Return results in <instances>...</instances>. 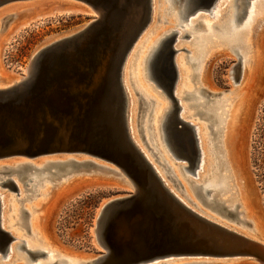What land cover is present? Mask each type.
I'll use <instances>...</instances> for the list:
<instances>
[{"label":"rangeland","instance_id":"374dc122","mask_svg":"<svg viewBox=\"0 0 264 264\" xmlns=\"http://www.w3.org/2000/svg\"><path fill=\"white\" fill-rule=\"evenodd\" d=\"M27 1L32 2L35 5L44 6L47 4L48 0H18L7 2L5 4L2 3L3 5H0V77H13L21 79L25 73L24 70L27 68L31 56L37 49L58 37L78 30L81 26L91 22L92 17L94 16V13L85 14L79 12L71 13L60 11L49 12L48 14L43 15L40 23L38 22L35 25L20 31L19 33H14L16 23L11 19H13L14 14L18 15L21 12L32 9L29 7L33 5L32 3L20 5V3H26ZM255 1H257V5H254L252 14L253 18L249 26L251 36L249 39L251 40L248 39L249 35H245V39L249 40L248 42L251 43V45L257 46L259 57L255 63V68L251 76L242 87L243 92L245 93L254 87L253 93L246 102V115L239 124L230 128L226 137V147L228 146L226 151L228 149L229 153V156H227V162L231 172L229 169L228 173L226 168L220 164V161H217V156H214L216 153L219 156L223 153V129H221V133L215 137L211 133H208L210 132L213 124L209 129L205 128L204 126L208 125L207 122H210L204 120V116L199 117L198 115L194 116V114H192L194 112L192 111L193 108L188 105L194 103V101L192 99V101L190 99H183V94H185L186 91L192 92L195 87H198V90H201L200 94L198 93L199 97L202 96L203 98H201L203 101H209V103H207L208 105L203 107L205 109L202 110H206V108L207 110H213L215 108L214 106L219 105L218 103H220L219 109L221 113L224 110H228L229 104L231 103L230 99L232 98V96L228 94V91L230 93L231 91L237 89L238 78L240 75V64L234 54H232V51H230V48L218 37L217 31L229 14L230 7L233 3L232 0H217L208 11L212 12L211 14L213 17L209 16L208 13L197 12V14L189 17V22L188 20H186L187 22L182 20L181 24L183 25L180 26L176 24V15L178 14L177 12L179 11V7L171 9L169 5H167L168 3L166 0H153L154 3L151 0L152 8L150 21L147 25L148 27L146 26L144 29L147 31L143 30L139 36L141 38H137L136 42L128 52V58L126 57L127 63L123 65L124 72L122 67L121 75L124 76V86L122 85V88L128 98L126 125L129 138L130 140L133 139L136 144L135 146L138 147L137 149L140 148L139 151L147 156L152 167H155L154 169L157 170L158 174H160V177L167 184V186H170L169 188L172 192L182 199L183 202L188 204V206L193 208L192 204H190L188 199L184 196V192L182 191L180 185L169 182L165 177L163 168H165L166 165H169L177 171L179 176L178 179L181 181L182 187L184 189L186 188L184 191L187 192L191 201H195L194 203L198 204V207L203 210V212H205L207 208L200 205L196 201L195 196L191 192V187H193V185L195 186V184H203L206 181L211 184L223 183L226 187L223 191L217 192L216 187H213L210 189L209 193H207L206 197L213 196L214 201H225L222 206L225 207V209L223 208V212H226L229 211L227 208L228 203H230L231 198L235 196L236 203L238 200L240 205V207L238 209L236 208L235 211L237 212L238 210L241 212L245 219L248 220L249 224L255 225V227L260 228V230L264 233V0H250L249 3ZM169 8L170 10H168ZM246 10H248V7H246ZM244 18L245 15L241 21L236 23L235 27L237 26V29L241 28ZM189 26L192 28L194 27L192 29L194 32L189 34L188 38L183 39L180 36L183 35L182 33H184L185 30H188ZM210 26L211 31L208 28ZM176 29H178L177 32L181 34H179L180 36H175V41L173 43V48L177 51L173 57V62L176 64L175 69L178 78H176L177 81H175L173 88V94H175V99L177 101V105L179 106V110L176 112V115L178 117L181 108V111L183 112L180 114L181 120L192 125L194 132L197 134L198 144L203 152L202 167L200 170L198 168L194 170L195 173H198V179L193 177L190 173H186L184 176L186 178H183L182 175L179 174L178 166H185L186 163L184 161L180 162L181 159L179 160L171 157L170 153L164 148H162V158L164 155L165 156L163 159L160 158L161 161L158 158L156 159L155 157H152L151 154L149 155V151L146 147H144L143 140H141L142 134L145 133L141 132V128L143 129L147 123H144V112L138 111L137 109L134 88L139 87L141 90H145L148 97H152L157 106L159 104L167 106L169 101L164 97L161 90L158 87H155L152 81H149L144 77L142 73L143 66H140V63L155 41L161 38L164 34L176 31ZM196 36L200 37L199 40L192 39ZM210 41L214 43L209 44L207 46V50L203 51V45H207ZM240 53L245 59V49H241ZM248 56L250 55H247V57ZM188 57L192 60L200 58V62L191 67L186 64V59ZM203 68V85L207 87V89L199 88L198 84V75ZM230 70L233 71L231 72ZM194 74L195 77L192 78L191 82L190 77ZM230 74L232 76V81L229 79L230 77H228ZM131 83L133 85H131ZM0 87L2 86L0 85ZM188 100L191 103L188 104ZM209 105L214 106L212 108V106ZM223 117L226 118V115ZM154 122L155 121H153V123ZM148 123L149 126L153 124L151 120H149ZM212 128H214V126ZM154 129L155 128L152 130ZM159 152L161 151L159 150ZM84 157L85 156L76 154L59 153L38 157L32 160H27L22 157L0 160V184L8 179L13 182L15 186V190H9L6 186H0V219L2 218L1 222L4 228L3 230L12 238L7 246V253L5 254L6 257L4 258L5 261L8 260L6 262L7 264H13L10 261L16 262V264H24V262L28 259L27 257H29V255L26 254L24 250L18 249V245H21L22 243L23 246L25 245L24 248L32 253H45L44 256L35 255L30 264H45L48 260V253L52 254L53 260L66 259L65 256H60L57 252H51L48 248L43 246V244L39 242V236H33L29 226V218H31L30 216L34 209L38 210L39 224L41 225V231L44 237L46 235L50 236V239L57 245L58 249L63 254L74 255L78 258H85L90 255L98 256V254L102 252L97 245H94L95 243L91 235L95 212L97 211L99 205L105 200L128 193L129 189L126 185H124L123 181H119L118 175L100 170L101 168L97 169L96 166L94 167L82 162L81 165L77 166L78 168L76 170L75 168L72 170V163L74 161L78 163L88 160L92 161L94 164L107 166L113 169V167L108 164ZM53 162L56 164L53 165ZM19 163H22L21 167L23 165L25 166L23 167L25 169H21V171L25 172H22L25 177L21 180L17 177V171L20 170H17L20 166ZM58 163H62L63 166L61 164L60 167H58ZM15 164H18V167ZM46 164L50 166L48 167ZM51 165L56 166L57 169ZM172 165L175 166L173 167ZM27 166L28 169L26 168ZM42 166L47 167L49 170H46L45 167L43 168ZM2 167L5 168L2 169ZM54 168L57 172L54 171ZM41 169L42 172H40ZM25 170L29 174L26 173ZM31 170H33V172ZM35 171L37 172L34 173ZM15 172H17V174ZM53 172L54 174L52 175ZM50 173L51 175H49ZM231 173L240 183V187L245 190V192H243L244 197L241 195L240 189L239 193L237 191V196L236 194H233L235 189ZM119 177L122 178V176ZM27 179H31L32 181L27 182V186L25 187L23 186V183L26 182ZM188 182L190 185L187 184ZM250 188L253 189L254 196L249 192ZM225 194L227 196H225ZM207 211L209 212V210H206L207 214L212 213H208ZM19 212H21V214H19ZM197 212L199 211L197 210ZM213 216L215 217L216 215L213 214ZM236 228L237 230L239 229L238 227ZM239 230H242L241 232L247 231L244 229ZM190 261L192 260L185 262L188 263ZM239 261L240 262L236 264H249V261ZM171 262L173 261H168L163 264H172ZM175 262L176 264H186L184 261L181 262L179 260L174 261L173 264H175ZM25 264L27 263L25 262Z\"/></svg>","mask_w":264,"mask_h":264},{"label":"water","instance_id":"95a60500","mask_svg":"<svg viewBox=\"0 0 264 264\" xmlns=\"http://www.w3.org/2000/svg\"><path fill=\"white\" fill-rule=\"evenodd\" d=\"M12 1L18 0H0V5ZM74 1L88 6L98 19L38 50L29 61L31 75L0 90V159L74 153L108 164L128 177L133 191L99 210L93 233L102 252L90 264L203 259H248L264 264V246L185 207L167 191L129 139L128 98L121 73L128 52L150 21L151 0ZM216 1L191 0L194 6L184 21L197 12L209 13ZM249 1L240 0L238 22ZM175 36L174 31L166 36L154 74L176 113L179 107L172 95ZM188 36L184 34L183 39ZM102 61L104 72L93 85L92 76ZM24 118H30L31 126L24 125ZM175 133L177 139L184 137L176 129ZM190 136L189 130L187 147L177 150L188 155V170L195 176L200 152ZM0 186L15 190L9 180ZM11 240L0 228V252L7 250Z\"/></svg>","mask_w":264,"mask_h":264},{"label":"bare ground","instance_id":"6f19581e","mask_svg":"<svg viewBox=\"0 0 264 264\" xmlns=\"http://www.w3.org/2000/svg\"><path fill=\"white\" fill-rule=\"evenodd\" d=\"M233 3L230 7V11H229V14L227 15L224 23L222 24V26L218 29L217 31V35L218 37L221 39V41L223 43H225L229 48H230V51H232V54H234L235 58L238 60L239 64H240V75H239V78H238V86H237V89L234 90V91H231L229 93L228 91V94L230 96H232V98L230 99L231 100V103L229 104V108L228 110H224L222 111V113L220 112V103H218L219 105H217V103L215 102V104L217 106H214V105H209V106H213L215 107L212 111L211 110H202V109H205L203 107H205V105H208L206 101H203L201 97H199L198 93L200 94L201 90H198V87L190 92V91H186L185 94H183V99H192L194 101V103L192 104H189L191 102H189L188 100V106L192 107L191 110L194 111L192 114H194V116H199V117H202L200 116V114H202L204 116V120H207L209 121L210 123L207 122V124L211 127V125L213 124L214 128L211 127V134L215 137L217 135H219V133H221V129L222 130V155L219 156L217 153L214 155V156H217V161H220V164L223 165L226 170L228 171L230 169L229 167V164L227 162V156H229V153H228V149L226 151V137H227V134H228V131L230 130V128H233L235 125L239 124L241 122V120L245 117L246 115V102L247 100L250 98L251 94L253 93L254 91V87H252V89L248 92H243V85L246 83V81L249 79V77L251 76L254 68H255V63L257 62V59L259 57V53H258V49H257V46L256 45H251V43H249L248 41L251 40L249 39L251 36H250V24L252 22V14H253V9H254V5H257L256 2H250L249 5L247 6L248 7V10H246V13H245V18H244V22L241 26L240 29H237L235 27L236 23L238 22L237 21V18H238V13L240 12V0H232ZM153 2V0H152ZM166 3L167 5H169V7L172 9L174 7H179V11L177 12L178 14L176 15V21H177V25L180 26V25H183L181 24V21L184 20V16L185 14H187L192 8H193V3L191 2V0H166ZM223 2V1H222ZM32 2H26V3H20V5H23V4H31ZM154 3V2H153ZM176 3V4H175ZM33 4V3H32ZM34 5V6H33ZM32 6H29L30 8H32L31 10H28V11H25V12H21L19 13L18 15H15L14 14V17L13 19H11L13 22H15V26H16V29L14 31V33H19L20 31L26 29V28H29L33 25H35L36 23H40L42 21V18H43V15H46L48 14L49 12H56V11H60V12H71V13H74V12H79V13H85V14H92L94 13L93 11H91L88 6L84 5L83 3L81 2H78V1H74V0H48L47 1V4L44 5V6H41V5H35L33 4ZM154 5V4H153ZM152 6V5H151ZM172 6V7H171ZM34 7V8H33ZM29 8V9H30ZM152 8V7H151ZM170 8L168 10H170ZM256 8V6H255ZM39 9V10H38ZM41 10V11H40ZM178 10V8H177ZM169 12V11H168ZM212 12L210 11L208 14L209 16H212L211 14ZM197 14V13H196ZM195 15V14H194ZM214 15V14H213ZM213 17V16H212ZM98 19V16L94 13V16L92 17V21H96ZM192 19V18H191ZM196 19V18H195ZM152 20V19H151ZM192 21V20H191ZM89 22V23H91ZM187 22V21H186ZM189 22V20H188ZM89 23H87L86 25H88ZM201 23V22H200ZM86 25H83L81 26L80 28H78V30H80L81 28L85 27ZM210 25V24H209ZM207 26H208V23H207ZM148 27V26H147ZM14 28V27H13ZM181 28V27H180ZM194 28V27H193ZM192 27H188V30H185L184 33L185 34H191L192 32H194L192 29ZM209 30L211 28L208 27ZM78 30H75L73 32H70V33H67L61 37H58L48 43H46L45 45L41 46L39 49H37L33 55L40 49H42L43 47L49 45V44H52L53 42L55 41H58L62 38H65L67 36H70L72 35L74 32L78 31ZM144 31H147V30H144ZM178 29H176L175 32V35L176 36H180L181 34L177 32ZM211 31V30H210ZM184 33H182L183 35L180 36L183 38L184 36ZM170 34V33H169ZM169 34H164L161 38H159L157 41L154 42V44L150 47V49L148 50L147 54L145 55V57L143 58L142 62L140 63V66L142 65L143 67V75L144 77L149 80V81H152V83L158 87L161 92L164 94V97L168 99L169 103L168 105L166 106H162V104H159L158 106L155 104V101L151 98L148 97V95L146 94V91L145 90H141L139 87H135L134 90H135V96H136V103H137V109L138 111H143L144 114H143V118H145L144 120V123L147 125L143 127V129L141 128V132H145L144 134H142V139L143 140V144H144V147H146V149L149 151V155L151 154L152 157H155L156 159L158 158L160 160V158H162V148H164L166 151H168L171 155V157H173L174 159H181V161H184L186 163L185 166H178V171H179V174L182 175L183 178H186L184 177L186 173H190V171L188 170V155L185 154V153H182V152H179L177 150V147H179V144H178V140L177 139V136H176V133H175V129L180 133H185L187 129L183 128V125L181 123H178L176 122L175 120V116H176V113L174 111V105L172 104L171 100L169 99L167 93L162 90L163 88L160 86V82L156 79V76L154 74V70H155V66L157 65V56L159 55L160 51L164 48V46L166 45V36L169 35ZM180 34V35H179ZM212 35V34H211ZM210 35V36H211ZM245 35H249L248 36V39H245ZM143 36V35H141ZM141 38V37H139ZM143 38V37H142ZM199 36H196V37H193L192 39L193 40H199ZM210 38V37H208ZM141 40V39H140ZM139 40V41H140ZM178 40V39H176ZM254 40V38H253ZM252 40V41H253ZM136 42V41H135ZM191 43V41H190ZM202 43V42H201ZM208 43V42H207ZM214 43V42H213ZM212 41H210L207 45H203L204 46V49L203 51L207 50V46L209 44H213ZM195 44V43H194ZM196 45V44H195ZM196 47V46H195ZM132 48V47H131ZM241 49H245L246 51V56H245V59L243 58V56L241 55L240 53V50ZM199 51V50H198ZM133 53V52H132ZM33 55L31 56V58L33 57ZM247 55H250L247 57ZM128 58V56H126ZM131 57V56H130ZM30 58V59H31ZM127 58L125 59V62L123 65H125L127 62ZM200 58L198 59H195V60H192L190 57H188L186 59V64H188L189 66L193 67L194 65H197L200 61ZM30 61V60H29ZM177 63V62H176ZM105 64L104 61H102L101 64L98 65V67L96 68V72L93 74L92 76V80L91 82L93 83V85L96 83V79L99 78V76L102 75V73L104 72V69H105ZM136 65V64H135ZM173 65L174 67L176 68V64L173 62ZM137 66V65H136ZM199 67V66H198ZM203 67V66H202ZM201 67V68H202ZM179 69V68H178ZM197 69V68H196ZM181 70V69H180ZM25 73L23 75V77H21V79H16V78H4V77H0V85L2 87H0V90L2 89H7V88H10L12 86H15L21 82H24L25 79H27L30 75H31V72H32V69L30 70L29 69V63H28V66L27 68L24 70ZM176 71V69H175ZM231 71V70H230ZM233 71V70H232ZM231 71V72H232ZM123 72H124V66H123ZM193 72V71H192ZM180 73V72H179ZM122 74V73H121ZM233 74V73H232ZM187 75H188V72H187ZM180 76V75H179ZM192 77H190V81L192 80V78L195 77V74L194 75H191ZM203 76H204V68L200 71L199 75H198V84H199V88H206L204 85H203ZM124 76L121 75V86L123 85L124 86ZM228 77H230L229 79L232 81V76L230 74V76L228 75ZM126 78V77H125ZM143 78V76H142ZM145 78H143L145 80ZM176 78H177V73H176ZM137 79H138V76H137ZM178 79V78H177ZM177 81V80H176ZM192 82V81H191ZM234 82V81H233ZM232 82V83H233ZM190 83V82H189ZM5 85V86H4ZM8 85V86H7ZM131 85H133L131 83ZM79 88H81L79 86ZM125 88V87H124ZM189 88V87H187ZM123 89V88H122ZM158 89V90H159ZM190 90V89H189ZM178 92V91H176ZM162 94V95H163ZM205 94V93H204ZM172 95L175 97V94H173L172 92ZM160 96V95H159ZM205 97V95H204ZM210 97V96H209ZM163 98V97H162ZM211 99V98H210ZM222 99V98H221ZM156 100V99H155ZM191 100V101H192ZM217 100V99H215ZM214 101V99H213ZM212 101V102H213ZM222 101V100H221ZM219 102V101H218ZM214 103V102H213ZM176 105H177V101H176ZM178 106V105H177ZM208 106V107H209ZM224 106V105H223ZM179 107V106H178ZM181 107V106H180ZM189 107V108H190ZM207 107V106H206ZM194 108H199V109H194ZM185 109V108H184ZM210 109V108H209ZM179 110V108H178ZM177 110V111H178ZM182 109L180 108V114L183 113L181 111ZM141 112V113H143ZM178 114V117H180L181 119V115ZM139 115H140V112H139ZM226 115V118H224L223 116ZM184 116V114H183ZM182 116V117H183ZM193 117V116H191ZM184 118V117H183ZM182 118V119H183ZM198 118V117H197ZM139 120V118H138ZM149 120L152 121H155L153 124H154V127H153V124H151L149 126ZM143 121V120H142ZM24 122V125L25 126H31V122H30V118H24L23 120ZM206 122V121H205ZM129 123V122H128ZM143 123V124H144ZM139 125V123H138ZM182 125V126H181ZM208 125H205L204 127L205 128H208ZM129 127V126H128ZM153 128H155L154 130H152ZM209 129V128H208ZM209 131V130H208ZM195 133V132H194ZM207 133V132H206ZM210 133V132H208ZM207 133V134H208ZM131 134V133H130ZM196 134V133H195ZM209 136V134H208ZM211 136V135H210ZM212 136V137H213ZM196 138H197V134H196ZM211 138V137H210ZM209 138V139H210ZM217 138V137H216ZM130 139V138H129ZM208 139V140H209ZM214 139V138H213ZM211 140V139H210ZM132 143L134 144V146L136 145L133 141V139H131ZM210 142V141H209ZM199 143V142H198ZM215 144V143H213ZM212 145V143H211ZM136 148H138L137 146H135ZM215 147V146H214ZM199 148V152H200V162L198 164V169L200 170L201 167H202V159H203V152L202 150ZM163 149V150H164ZM138 151L140 150L137 149ZM159 150L161 152H159ZM212 150V149H211ZM143 151V150H142ZM213 151V150H212ZM140 152V151H139ZM141 153V152H140ZM64 154H74V153H64ZM142 154V153H141ZM148 155V156H149ZM164 155V154H163ZM142 156L144 157V159L148 162V164L151 166V168L153 169V171L155 172L156 176L159 178V180L162 182L163 186L167 189V191L169 193H171L180 203H182L185 207H187L189 210L193 211L194 213H196L197 215L205 218L206 220L210 221V222H213L221 227H224L232 232H235L243 237H245L246 239H249L253 242H256V243H259L260 245L264 246V233L260 230V228L258 227H255V225H252V224H249L248 223V220L245 219L244 215L239 212L237 210V212L235 211L236 208L238 209L240 207L239 203H238V200H237V203H236V199H235V196H233L230 200V203H228V210L229 211H226V212H223L225 207L222 206V204L225 202V201H214V197H206L207 193H209L210 189L213 188V187H216V190L217 192H221L223 191L226 187H225V184L223 183H219V184H211L210 182L206 181L204 182L203 184H195V186L193 185V187H191V192L193 193V195L195 196V199L196 201L200 204V205H203L204 207H206L207 209L206 210H209V212H212L214 215H216L215 217L213 216L212 213H206V210L205 212H203V210H201L199 207H198V204L194 203L193 201H191L189 195H187V192L184 191L185 189L182 187L181 185V181H179L178 179V174H177V171L170 167L169 165H166L165 168H163V172L165 174V177L167 178V180L169 182H172L173 184L174 183H177L178 185H180L182 191L184 192V196L188 199V201L190 202V204H192L193 208H191L190 206H188V204H186L185 202H183L182 199H180L175 193L172 192V190L169 188L170 186H167V184L163 181V179L160 177V174H158L157 170L154 169L155 167H152V165L150 164V161H148V158L147 156H145V154H142ZM165 156V155H164ZM163 156V158H164ZM13 157H19V156H11V157H6V158H2V159H8V158H13ZM77 157V156H76ZM21 158V157H20ZM23 158V157H22ZM47 158V157H46ZM62 158V157H61ZM74 158V157H73ZM85 158V157H84ZM162 158V159H163ZM215 158V157H214ZM0 159V160H2ZM155 159V160H156ZM216 159V158H215ZM157 160V161H159ZM65 161V160H64ZM98 161V160H97ZM161 161V160H160ZM83 163H87L88 165H92V166H96V168H101L100 170H104L106 172H110V173H113L114 175H118V179L120 182L123 181L124 185H126V187L129 189V192L128 193H131L134 189V185L133 183L128 179V177H126L123 173H120L118 172L115 168L111 169L107 166H102V165H98V164H94L92 161L88 160V161H81V162H78L76 163L75 161L72 163L73 164V167H72V170L75 168V170L78 168L77 166L78 165H81ZM154 162V160H153ZM22 163H25V162H22ZM21 163V164H22ZM32 163V161H31ZM166 163V162H165ZM183 163V162H182ZM4 164V163H3ZM8 164V163H7ZM11 164V163H10ZM20 164V163H19ZM21 164L20 166L18 167L16 164V166L18 167L17 172H15L17 174V177L21 180L23 179L25 176L23 175L22 172L24 171H21V169H25L23 167H25L24 165L21 167ZM27 164V163H26ZM25 164V165H26ZM35 164V163H34ZM52 164V162H51ZM56 164L55 162H53V165ZM59 164V163H58ZM57 164V165H58ZM62 164V163H61ZM58 167H60V165ZM67 164V162H66ZM65 164V165H66ZM71 164V163H70ZM169 164V163H168ZM217 164V163H216ZM51 165V166H53ZM6 166V165H5ZM36 166V165H35ZM46 166H48L46 164ZM50 166V165H49ZM48 166V167H49ZM63 166V164H62ZM159 166V165H158ZM173 166V165H172ZM175 166V165H174ZM173 166V167H174ZM16 167V168H17ZM34 167V166H33ZM40 167V166H39ZM43 167V166H42ZM45 167V166H44ZM43 167V168H44ZM56 168V166H53ZM5 168V167H2V169ZM28 169V166L26 167ZM30 168V167H29ZM42 168V169H43ZM51 168V167H50ZM54 168V169H55ZM62 168V167H61ZM26 169V170H27ZM33 169V168H32ZM42 169L40 172H42ZM46 170H49L47 167H45ZM52 169V168H51ZM57 169V168H56ZM54 170L55 172H57V170ZM70 169V168H69ZM9 170V169H7ZM6 170V171H7ZM25 170V171H26ZM35 170V169H33ZM33 170H31L33 172ZM39 170V168H38ZM53 170V169H52ZM51 170V171H52ZM70 170V171H72ZM197 170V171H199ZM13 171V170H12ZM4 172V171H3ZM37 171H35L34 173H36ZM39 172V171H38ZM50 172V171H49ZM230 172H231V169H230ZM25 173V172H24ZM26 173H28L26 171ZM47 173V171H46ZM229 173V171H228ZM7 174V173H6ZM12 174V173H11ZM29 174V173H28ZM54 174V172L52 173V175ZM163 174V175H164ZM191 174V173H190ZM198 173L195 174V178H197ZM1 175V173H0ZM8 175V174H7ZM51 175V173L49 174ZM67 175V174H66ZM124 175V176H123ZM226 175V174H225ZM232 175V173H231ZM4 176V174H3ZM6 176V175H5ZM9 176V175H8ZM41 176V174H40ZM43 176V175H42ZM48 176V175H47ZM119 176H122V178H120ZM7 177V176H6ZM115 177V176H114ZM233 181H234V189H235V192L233 193L234 195L239 193V189L241 190V195L244 197V194L243 192H245L244 189H242L240 187V183L234 178L235 176H233ZM2 178V177H1ZM4 178V177H3ZM44 178V177H43ZM57 178V177H56ZM49 179V178H48ZM162 179V180H161ZM198 179V178H197ZM8 180V179H6ZM19 180V181H20ZM50 180V179H49ZM230 180V179H228ZM10 181V180H9ZM32 181L31 179H27L25 183V187L27 186V182H30ZM56 181V180H55ZM191 182V181H190ZM193 182V181H192ZM5 183V182H3ZM1 183V184H3ZM13 183V182H12ZM217 183V182H216ZM171 184V183H170ZM187 184L190 185V183L188 182ZM229 184V183H228ZM35 185V184H34ZM24 186V185H23ZM172 186V184H171ZM176 186V185H175ZM173 187V186H172ZM250 193L254 196V191L252 188L249 189ZM238 191V193H237ZM128 193H124L122 195H118L117 197H112L111 199H108V200H105L103 203H101L97 209V211L95 212V215H94V218H93V226H92V231H91V235L93 237V241H94V245H98V243L96 242V239H95V236H94V233H93V230H94V223H95V220L97 218V215L99 213V210L101 209V207L107 203L108 201L112 200V199H115V198H119V197H124L125 195H127ZM225 193V192H224ZM179 195V194H178ZM240 195V194H239ZM31 196V195H30ZM29 196V198H30ZM224 196V195H223ZM225 196H227L225 194ZM28 197V196H27ZM192 197V196H191ZM193 198V197H192ZM237 198V197H236ZM18 199V198H17ZM25 199V198H24ZM23 200V199H22ZM21 200V201H22ZM193 200V199H192ZM1 201V200H0ZM187 201V202H188ZM19 202V201H18ZM202 207V206H201ZM196 208L199 212H197ZM224 208V209H223ZM236 212V213H235ZM1 213V211H0ZM19 214H21V212H19ZM211 214V215H210ZM24 215V214H23ZM25 215H26V212H25ZM21 216V215H19ZM26 217V216H25ZM31 218H29V226H30V229H31V232L33 234V236H39L40 239H39V242H41L43 244V246H45L46 248H48L51 252H57L58 255L60 254V256H65L66 259H62V260H53L52 258V254H49L48 253V260L45 264H90L91 261L95 260L98 256L96 255H90V256H87L85 258H78L76 256H72V255H68V254H63L57 247V245L50 239V236L46 235L44 237L42 231H41V225L39 224V214H38V210L37 209H34L33 213L31 214L30 216ZM218 217V218H216ZM24 218V217H23ZM2 219V218H1ZM1 219H0V228L3 230V224L1 222ZM21 219V217H20ZM22 224V223H21ZM235 227V228H234ZM238 227L239 229H244V230H247L246 232H241L242 230H237ZM43 235V237H42ZM38 239V238H37ZM23 244V243H22ZM21 245H18V249H21ZM25 246V245H24ZM10 249V248H9ZM8 249V250H9ZM100 249V247H99ZM7 253V252H6ZM28 254L29 256H34L36 255L35 253H26ZM9 255V254H8ZM7 255V256H8ZM99 255V254H98ZM26 256V255H25ZM6 257V255L3 257V259ZM63 257V258H65ZM8 258V257H7ZM2 260V259H1ZM203 260H208V261H200V260H192L188 263H185L186 264H236V263H239L240 261L239 260H245V259H203ZM8 260H6L7 262ZM180 261V260H179ZM245 261H249V264L250 263H256V264H259L257 261H254V260H248L246 259ZM5 261L4 263L7 264ZM27 263V260L25 261ZM24 262V264H25ZM174 262V261H173ZM173 262H171L173 264ZM183 262V261H181ZM28 264V263H27ZM42 264V263H41ZM44 264V263H43ZM163 264V263H162ZM176 264V262H175Z\"/></svg>","mask_w":264,"mask_h":264},{"label":"flooded vegetation","instance_id":"af4514ba","mask_svg":"<svg viewBox=\"0 0 264 264\" xmlns=\"http://www.w3.org/2000/svg\"><path fill=\"white\" fill-rule=\"evenodd\" d=\"M177 114V113H176ZM200 116H203L202 114H200ZM175 120H176V122H178V123H181L182 125H183V128H185V129H187L188 130V132H185L184 133V139L182 138V139H179L178 140V144H179V146H181V147H187V144H188V139H187V135L189 134V130L191 131V136H190V138L191 139H194L195 141H196V143H197V145H198V147H199V144H198V139L196 138V134L194 133V129H193V126L192 125H190V124H188L187 122H185V121H182L179 117H177V115L175 116ZM208 128H210V126L208 125ZM210 133H211V130H210ZM213 134V133H212ZM4 231V230H3ZM5 232V231H4ZM7 233V232H6ZM8 234V233H7ZM9 235V234H8ZM22 250H24L25 251V253H32V252H30L29 250H26L25 248H24V246L22 245V248H21ZM5 254H6V251L5 252H0V264L1 263H4V259H3V257L5 256ZM36 255H41V256H44L45 255V253H42V252H38V253H35ZM35 256V255H34ZM34 256H29V257H27L28 259H27V263L28 264H30L31 263V261L33 260V258H34ZM2 259V260H1ZM26 260V259H25ZM6 262V261H5ZM11 263H13V264H16V262H12V261H10Z\"/></svg>","mask_w":264,"mask_h":264}]
</instances>
